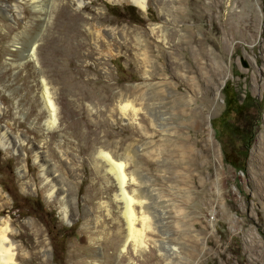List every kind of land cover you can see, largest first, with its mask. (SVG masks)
I'll list each match as a JSON object with an SVG mask.
<instances>
[{"label":"rangeland","instance_id":"obj_1","mask_svg":"<svg viewBox=\"0 0 264 264\" xmlns=\"http://www.w3.org/2000/svg\"><path fill=\"white\" fill-rule=\"evenodd\" d=\"M83 4L0 0V130L23 141L0 146V206L19 253L36 264H264V0ZM97 26L116 30L97 42L101 62ZM42 79L59 109L54 131ZM232 89L238 113L225 114ZM121 95L150 110L133 122ZM35 148L61 178L71 220L43 193ZM101 150L136 175L131 195H147L148 210L135 206L150 219L145 250L121 253L126 223Z\"/></svg>","mask_w":264,"mask_h":264},{"label":"bare ground","instance_id":"obj_2","mask_svg":"<svg viewBox=\"0 0 264 264\" xmlns=\"http://www.w3.org/2000/svg\"><path fill=\"white\" fill-rule=\"evenodd\" d=\"M75 1L78 4V8H80L81 5H84L83 0H75ZM108 1L111 3H120L122 1L123 2L125 1L129 4L137 6L139 9L143 11L148 10V0H108ZM35 8L40 9L37 6ZM168 19L169 18H167L166 21H169ZM115 31L116 30L114 28H110L106 30V28L103 27L101 28L100 26H97V28H95L93 32L95 47L98 52L100 62L104 59L103 58L104 55L102 54L100 49H98L97 42L99 39L105 38V36L107 37L115 36ZM35 44H33L30 47V57H29L30 60H33L35 59L34 57H36ZM108 46L111 47V43H109V41H108ZM111 50L113 49L111 48ZM149 68L148 71L150 70ZM151 76L152 75L150 74V72H148V77L151 78ZM159 84H162L163 86L164 84L165 86L166 85L172 86V84H167L166 82L164 83L159 82ZM192 85L194 86V84ZM42 87H43L42 90L43 93L41 97L43 98L44 108L48 112V120L46 122V125L48 127L47 130L54 131L55 129L58 128L57 124L59 121V109L56 102L55 92L47 86V83L43 79H42ZM179 100L183 101L184 99L179 98ZM145 107H147V105L145 103L144 97L131 100L130 98H125V95H121L119 101L117 102V108L121 110V112H123V116L127 117L126 113L128 111H131L132 113L131 120L133 122H136L138 118L137 115L139 112H145V110H150V108L148 107L145 108ZM147 113L150 112L147 111ZM0 131H1L0 146H2L6 150L11 149L17 151L18 147L21 145V143H23V141L20 139L21 136L13 135L9 127H2ZM33 152L37 167L40 169V179L42 183L43 193L46 195V197L49 200H54L58 202L60 212L64 219L71 220L73 213L71 210L70 202L67 200L69 196L67 190L60 184L61 178L56 174L57 172L54 170V167L50 165L45 154H41L38 150H36V148L35 150H33ZM95 158L96 160H100L104 162L105 167L107 168V172L112 174V176L115 178L117 182V186L119 187L118 189L119 193L116 194L114 200L116 203L122 204L121 213L126 223V229L124 231V234L122 232H119L117 236L119 238V241L117 243H120L121 241L123 242L121 253H124L126 251L128 245H132L136 252H139L138 250H145L148 246L147 241H149V240L146 241L145 232L147 229L150 228V224H149L150 219L149 216L146 214L147 212H143L141 216H138L135 210V206L139 205L141 208L148 210L149 206L146 204L145 201H143V199H141L144 198L145 200L147 198V195L142 193L140 197H136L135 195H131L128 192L127 184L129 183V181L134 183L135 181L138 180H136V175L134 173H132L131 175L127 174L126 172L127 164L122 159H115L112 154L105 152L103 150L99 151L97 157ZM140 175H138L137 178H140L141 177ZM146 190L148 191V189H144L143 192H146ZM2 196L3 193L2 190L0 189V199H2ZM2 207L3 206H0V264H20V261H23L25 264L26 263L36 264V262L34 263V255H30V254L28 255L26 252L24 253V255H21L19 253L20 247L17 245L14 239L16 236L14 234L15 229L13 228V222L10 216L8 218H2L1 216L3 212ZM139 224L141 228H139Z\"/></svg>","mask_w":264,"mask_h":264},{"label":"trees","instance_id":"obj_3","mask_svg":"<svg viewBox=\"0 0 264 264\" xmlns=\"http://www.w3.org/2000/svg\"><path fill=\"white\" fill-rule=\"evenodd\" d=\"M228 88V87H227ZM224 94V102H225V114L229 113H238V106H239V96L233 89L229 92L228 90L223 92ZM247 153H245L246 155Z\"/></svg>","mask_w":264,"mask_h":264}]
</instances>
